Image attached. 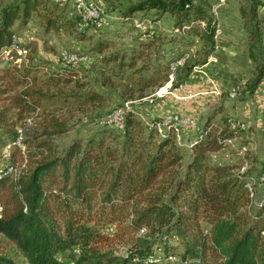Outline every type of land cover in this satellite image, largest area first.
I'll use <instances>...</instances> for the list:
<instances>
[{
	"label": "trees",
	"instance_id": "16d2710c",
	"mask_svg": "<svg viewBox=\"0 0 264 264\" xmlns=\"http://www.w3.org/2000/svg\"><path fill=\"white\" fill-rule=\"evenodd\" d=\"M187 3L143 0L125 17L154 10L204 19L200 7L185 8ZM262 4L250 0L247 9L257 28L263 20L258 12ZM60 6L54 0H0V52L13 43V27H25L31 19L45 31L71 30L65 6ZM206 23V33L199 36L211 42L214 25ZM82 39L88 38L82 34ZM152 41H143L128 56L104 57L120 75L127 69V79L141 94L168 81L159 60L144 57ZM94 48L101 54L106 43ZM10 50L16 56L14 48ZM255 74L254 87L264 77V62ZM73 77L29 64L10 71V86L0 87V161L6 145L16 140L28 119L36 118L21 138L24 156L14 147L4 160L12 164L17 155L25 160L24 167L14 177L0 176V235L14 250L12 255L0 254V264H147L156 257L160 264H264V201L252 206L248 172L239 173L241 164L212 163L208 157L236 137L229 123L224 120L219 129L209 118L185 163L173 137L156 142L151 132L144 137L142 122L132 114L126 116L122 136L105 131L86 141L75 139L57 152L53 139L69 130L60 112L103 102L102 95ZM71 84L75 91L62 93V87ZM110 226L119 228L116 238L132 240L125 257L97 246L110 241L104 233ZM172 236L175 246L168 243ZM65 253L70 262L59 258ZM169 257L175 261H167Z\"/></svg>",
	"mask_w": 264,
	"mask_h": 264
},
{
	"label": "rangeland",
	"instance_id": "374dc122",
	"mask_svg": "<svg viewBox=\"0 0 264 264\" xmlns=\"http://www.w3.org/2000/svg\"><path fill=\"white\" fill-rule=\"evenodd\" d=\"M54 1L65 6L64 19L73 24L71 30L45 31L35 19L25 27L14 26L16 56H11V50L9 55H2L4 49L1 50L0 87L10 86V71L32 64L46 67L49 72H69L103 96L101 103L60 112L69 130L53 139L57 152L75 139L86 141L105 131L122 136L126 116L132 114L142 122L144 137L150 132L155 142L173 137L185 163L205 122L212 118L211 125L221 129L225 120L236 137L227 139L222 150L209 154V160L241 164L239 173L248 172L245 178L254 193L252 206L264 201V77L256 87L252 83L257 67L264 62V0L258 10L263 19L259 28L249 20L250 0H189L185 8L203 10L204 19L200 20L154 10L130 12L131 16L125 17L130 7L143 0H84L98 8V17L92 19L86 10L78 8L77 0ZM207 20L214 25L211 42L199 36L206 33ZM82 34L88 39H82ZM143 41H152L149 49L144 48V57H156L159 65L166 68L168 81L141 94L127 79L129 71L120 75L104 57L112 53L128 56L132 50L140 49ZM103 42L106 48L99 54L94 47ZM72 90L75 91L72 84L62 87L64 94ZM55 91L50 89L49 93ZM217 109L222 112L215 113ZM116 110L123 112L122 118L106 124L104 119ZM173 117L178 120L173 121ZM35 120L28 119L20 130L21 137L34 127ZM20 149L24 156L25 146L21 144ZM13 150L6 145L3 157L8 160ZM14 157L12 164L20 171L25 160ZM110 227L104 230L110 241L97 246L125 257L132 240L116 238L119 228ZM168 243L175 246L176 238L170 237ZM153 249L157 254V245ZM6 253L14 254L13 246L0 235V254ZM68 255L59 258L70 262ZM157 259H149L147 264H160ZM167 261L174 262L175 257Z\"/></svg>",
	"mask_w": 264,
	"mask_h": 264
},
{
	"label": "built area",
	"instance_id": "2783aa9c",
	"mask_svg": "<svg viewBox=\"0 0 264 264\" xmlns=\"http://www.w3.org/2000/svg\"><path fill=\"white\" fill-rule=\"evenodd\" d=\"M77 6H78V8H82L83 10H86L88 12V16L90 18H92V17L97 18L99 15L98 8L91 2L88 3L84 0H77ZM11 47L12 48L15 47V41L14 40H13V43L11 44L10 48ZM10 48L4 49L1 54L2 55H9ZM122 114H123L122 111L116 110V111L112 112L111 114H109L108 117L106 119H104V122L106 124H108V123H111L112 121L116 120L117 118L121 119ZM172 120L177 121L178 119H177V117H173ZM21 138H22L21 137V131L19 130L18 131V137L16 138V140L13 143L7 145V149L10 150V149H13L14 147H21ZM3 159H5V155H4ZM0 167H2V168H0V176L10 175L11 177H14L19 172L16 165H13L11 163H6L4 161H1ZM248 190L250 192V197H253V191L251 190L250 187H248ZM262 236L264 237V230L262 231ZM168 259H172V257H169ZM184 264H190V263L188 261H185Z\"/></svg>",
	"mask_w": 264,
	"mask_h": 264
}]
</instances>
